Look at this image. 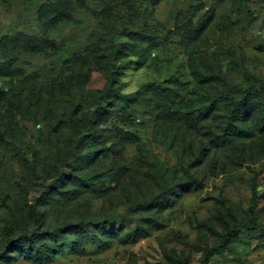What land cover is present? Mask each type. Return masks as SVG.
Returning <instances> with one entry per match:
<instances>
[{
    "label": "rangeland",
    "instance_id": "1",
    "mask_svg": "<svg viewBox=\"0 0 264 264\" xmlns=\"http://www.w3.org/2000/svg\"><path fill=\"white\" fill-rule=\"evenodd\" d=\"M256 80L264 0H0V264H264V128L215 103Z\"/></svg>",
    "mask_w": 264,
    "mask_h": 264
},
{
    "label": "trees",
    "instance_id": "2",
    "mask_svg": "<svg viewBox=\"0 0 264 264\" xmlns=\"http://www.w3.org/2000/svg\"><path fill=\"white\" fill-rule=\"evenodd\" d=\"M126 36L135 40L151 39V36L144 32L128 31L126 32ZM104 79L105 84L99 91V99L101 101H108L116 92L114 85L117 80L112 73L105 74ZM227 90L226 93H222L218 100L215 101L216 104L225 107L227 129L241 135L244 129L243 123H246L250 118L253 120H261L262 127L264 128V81L256 80V82L250 83L245 87H228ZM103 114L104 109L98 106V110L94 112L91 120L95 123L96 119H99ZM36 224L37 230L25 239L20 248L27 247L29 250L34 249L36 250V256L39 257L42 254H48L47 247L38 242V240L47 233H41L38 227L39 223L36 222ZM97 227L106 233V223H101L100 225L90 223L86 227L79 228V232L83 236L82 238L88 240L90 243L94 241L101 242L94 233ZM251 229L264 233V228L260 226H252ZM143 235H146V231L142 227L136 226L127 237L130 236L134 242ZM17 247L18 246H14L12 249H16ZM226 247L227 246L224 248ZM59 248H62V246Z\"/></svg>",
    "mask_w": 264,
    "mask_h": 264
}]
</instances>
